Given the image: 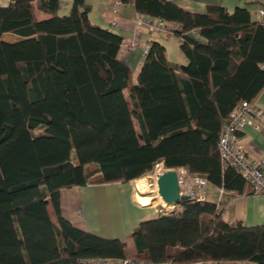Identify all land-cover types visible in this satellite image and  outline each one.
Listing matches in <instances>:
<instances>
[{
	"label": "trees",
	"instance_id": "16d2710c",
	"mask_svg": "<svg viewBox=\"0 0 264 264\" xmlns=\"http://www.w3.org/2000/svg\"><path fill=\"white\" fill-rule=\"evenodd\" d=\"M60 1L0 4V264L125 259L119 238L61 215V188L128 182L162 162L244 191L235 167L221 163L217 141L233 108L264 87V21L252 20L253 2L193 12L170 0H119L179 24L187 59L169 61L165 46L152 41L132 80L117 57L121 35L91 22L84 0H72L65 14ZM5 33L17 39L6 41ZM130 237L141 261L264 264V223L230 224L225 209L206 200L177 201Z\"/></svg>",
	"mask_w": 264,
	"mask_h": 264
},
{
	"label": "crops",
	"instance_id": "0c3cea01",
	"mask_svg": "<svg viewBox=\"0 0 264 264\" xmlns=\"http://www.w3.org/2000/svg\"><path fill=\"white\" fill-rule=\"evenodd\" d=\"M63 1L66 7L62 12L66 13L70 8L72 0H61L58 13L61 11ZM84 1L90 6L88 16L91 22L111 28L121 35L122 41L117 57L128 66L132 80H135L145 58L143 53L144 45L152 41H158L165 46L166 56L169 61L179 64L186 63L187 59L180 50V41L176 37H166L162 32H149L145 28H136L134 26L133 18L137 12L132 4L121 3L118 6L116 5L117 0ZM170 1L193 12L205 11L206 6L210 3L222 5L231 11L236 6H243L246 2H253L248 6L252 20L264 21V3L262 0ZM261 10H263V15H259ZM45 16V14H40V17ZM251 101L264 112V87ZM133 122L138 133V123L135 119H133ZM254 122L259 124L258 128L253 124H247L239 131V136L247 157L251 160H259L264 158V122H260L258 119H254ZM164 168L167 169L166 167ZM134 180L116 182L117 188L111 196L98 194L99 190H95L103 184L61 188L59 192L60 213L77 228L103 237L119 238L125 244V258H135V249L130 237L132 230L140 222L153 219L166 213V211H163L165 203L158 194L156 196L157 200H154V197L149 194L150 189H144L139 180L136 184H133L132 181ZM219 188L211 183L208 184L205 189V200L215 203L221 209H225L228 223L236 224L240 222L246 226L264 223V195L254 194L246 183L241 194L226 189L220 191ZM152 201L158 203L160 207L150 203ZM112 205L114 207L109 209V206ZM47 209L50 218L55 221L54 211L50 204ZM179 250L177 247L169 248V252L173 254ZM107 263L120 264L119 260H108ZM225 264L253 263L228 261Z\"/></svg>",
	"mask_w": 264,
	"mask_h": 264
},
{
	"label": "built area",
	"instance_id": "2783aa9c",
	"mask_svg": "<svg viewBox=\"0 0 264 264\" xmlns=\"http://www.w3.org/2000/svg\"><path fill=\"white\" fill-rule=\"evenodd\" d=\"M10 0H0V4H6ZM116 5H121L119 0ZM263 15V11L259 12ZM262 23V21H260ZM133 24L136 28H145L149 32H162L166 37H176L179 41L182 36L177 33L180 30V25L176 23H167L161 18L135 13ZM192 33H195L192 31ZM150 47V43L144 45L143 53L145 54ZM264 68V65H263ZM264 112L261 108L256 107L252 101L243 100L238 103L233 110L228 114L227 118L220 126L217 150L220 161L223 165L232 164L244 182L249 185L254 194L264 195V158L259 160H251L247 157L244 145L239 136V131L247 124H253L256 128L259 124H255L254 119L264 122ZM155 179L158 174L165 170L162 162L155 165ZM160 166V170H158ZM176 173L179 195H187L190 200L204 201L205 189L210 184L208 179L199 173H191L185 167L172 168ZM220 191L223 189L220 187ZM166 205V204H165ZM171 209L175 205H169ZM165 207V206H164ZM170 209V210H171ZM169 210V211H170ZM165 211L168 209L165 207ZM120 264H156L148 261H141L135 258H125L119 260ZM160 264H179L168 260ZM191 264H225L224 261L212 260H196Z\"/></svg>",
	"mask_w": 264,
	"mask_h": 264
},
{
	"label": "water",
	"instance_id": "95a60500",
	"mask_svg": "<svg viewBox=\"0 0 264 264\" xmlns=\"http://www.w3.org/2000/svg\"><path fill=\"white\" fill-rule=\"evenodd\" d=\"M156 191L166 205H175L177 201L188 200L187 195H179L176 173L172 168H167L156 178Z\"/></svg>",
	"mask_w": 264,
	"mask_h": 264
},
{
	"label": "rangeland",
	"instance_id": "374dc122",
	"mask_svg": "<svg viewBox=\"0 0 264 264\" xmlns=\"http://www.w3.org/2000/svg\"><path fill=\"white\" fill-rule=\"evenodd\" d=\"M235 1H237V0H235ZM262 2L264 3V0H262ZM66 7V5H65V2L63 1L62 2V5H61V11H60V13L62 14H65L64 12H62V11H64V8ZM263 8H264V6H263ZM263 11V10H262ZM67 13V12H66ZM2 39H4V40H6V41H12V40H15V39H17V37H16V35L15 34H13V33H5V34H3L2 35ZM155 170H156V168H155V166L153 167V169L152 170H150V171H148L147 173H145L142 177H139V178H137V179H135L134 181H132V183L133 184H136V182L140 179V178H142V182H148L149 183V189H150V191H149V194L150 195H152L153 197H154V200H157L156 199V196H157V191L155 190V188L157 189V187H156V179H155V175H154V173H155ZM155 186V187H154ZM116 184H115V182L114 183H104L103 185H101L100 186V188H96L95 190H99L98 191V194L99 193H101V194H106V195H108V196H111L112 194H114V192H115V190H116ZM109 199H111L110 197H108ZM112 200V199H111ZM150 203H153V204H155V205H157V206H159L160 207V205H158V203H156V202H150ZM167 209H169V208H171L169 205H164ZM113 208L114 206L112 205V206H109V209L110 208ZM165 207L163 208V211L165 210ZM115 209V208H114ZM113 209V210H114ZM174 209V208H173Z\"/></svg>",
	"mask_w": 264,
	"mask_h": 264
},
{
	"label": "bare ground",
	"instance_id": "6f19581e",
	"mask_svg": "<svg viewBox=\"0 0 264 264\" xmlns=\"http://www.w3.org/2000/svg\"><path fill=\"white\" fill-rule=\"evenodd\" d=\"M158 170H160V166H158ZM139 182L141 183V185L143 186L144 189H149V183L148 182H142V178L139 179Z\"/></svg>",
	"mask_w": 264,
	"mask_h": 264
}]
</instances>
